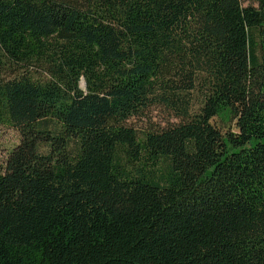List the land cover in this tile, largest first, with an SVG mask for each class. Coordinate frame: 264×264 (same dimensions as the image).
<instances>
[{"label": "trees", "instance_id": "obj_1", "mask_svg": "<svg viewBox=\"0 0 264 264\" xmlns=\"http://www.w3.org/2000/svg\"><path fill=\"white\" fill-rule=\"evenodd\" d=\"M0 124V264H264V0H0Z\"/></svg>", "mask_w": 264, "mask_h": 264}, {"label": "rangeland", "instance_id": "obj_2", "mask_svg": "<svg viewBox=\"0 0 264 264\" xmlns=\"http://www.w3.org/2000/svg\"><path fill=\"white\" fill-rule=\"evenodd\" d=\"M241 2L243 4H248L250 0H241ZM38 76H40V74L35 73L34 77ZM41 77H44V75H41ZM196 108L197 103L193 104V109ZM169 120H174L172 114L162 106L156 105L147 109L142 115L130 118L128 123L137 130H143L157 126H163ZM211 122L222 133L227 131H237L235 120L228 111H224L223 113L213 117ZM19 137V132L16 128L5 124H0V172L4 170L7 155L13 146L19 142Z\"/></svg>", "mask_w": 264, "mask_h": 264}, {"label": "water", "instance_id": "obj_3", "mask_svg": "<svg viewBox=\"0 0 264 264\" xmlns=\"http://www.w3.org/2000/svg\"><path fill=\"white\" fill-rule=\"evenodd\" d=\"M84 84V82H82V85Z\"/></svg>", "mask_w": 264, "mask_h": 264}]
</instances>
